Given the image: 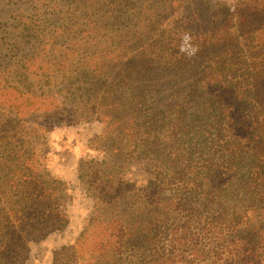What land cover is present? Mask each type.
Returning <instances> with one entry per match:
<instances>
[{
	"label": "trees",
	"instance_id": "16d2710c",
	"mask_svg": "<svg viewBox=\"0 0 264 264\" xmlns=\"http://www.w3.org/2000/svg\"><path fill=\"white\" fill-rule=\"evenodd\" d=\"M71 2L102 13L89 36L111 49L84 63L81 93L121 144L111 159L124 160L121 177L101 176L111 217L91 223L105 225L103 262L264 264V0ZM89 47L78 38L70 52ZM24 199L1 217L0 264L23 263L27 238L64 226L53 202L43 228L29 226Z\"/></svg>",
	"mask_w": 264,
	"mask_h": 264
},
{
	"label": "rangeland",
	"instance_id": "374dc122",
	"mask_svg": "<svg viewBox=\"0 0 264 264\" xmlns=\"http://www.w3.org/2000/svg\"><path fill=\"white\" fill-rule=\"evenodd\" d=\"M175 1L181 10L191 0ZM213 2L230 6L234 0ZM74 8L71 0H0V245L7 235L1 217L15 203L22 208L23 198L31 204L29 226L43 228L39 217L49 202L61 205L54 209L64 216L63 227L27 238L25 260L13 264H105V225L94 229L91 223L111 217L110 188L101 176L121 177L124 160L111 159L121 144L86 106L95 100L81 93L92 79L82 73L84 63L111 49L89 36L102 13L89 9L84 16L85 10ZM82 37L90 47L71 54ZM32 61L37 66L31 71L16 74ZM49 63L55 66L48 75ZM12 151L19 162L10 159Z\"/></svg>",
	"mask_w": 264,
	"mask_h": 264
}]
</instances>
